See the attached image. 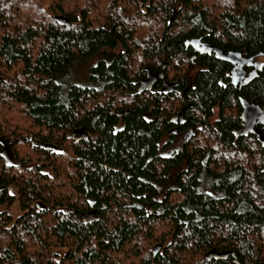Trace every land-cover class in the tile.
<instances>
[{
    "label": "trees",
    "instance_id": "trees-1",
    "mask_svg": "<svg viewBox=\"0 0 264 264\" xmlns=\"http://www.w3.org/2000/svg\"><path fill=\"white\" fill-rule=\"evenodd\" d=\"M193 37L256 76L237 88ZM240 96L264 116V0H0V205L21 209L0 264H264V123L239 130Z\"/></svg>",
    "mask_w": 264,
    "mask_h": 264
},
{
    "label": "flooded vegetation",
    "instance_id": "flooded-vegetation-1",
    "mask_svg": "<svg viewBox=\"0 0 264 264\" xmlns=\"http://www.w3.org/2000/svg\"><path fill=\"white\" fill-rule=\"evenodd\" d=\"M229 61H231L233 64V67L231 69L232 75L230 76L237 88L240 87L242 84H245L246 82L251 81L256 76V69L260 65L257 59H254L252 57H249V58H245L243 56L234 57L232 59H229ZM152 75L153 74L148 73V77L142 80V87H151V85L153 84V81L156 79V77L149 78ZM250 76L252 77L251 79L249 78ZM166 86L169 87V85H166ZM242 115H243L242 116L243 117L242 127H240L239 130H244V131L254 130L255 131L258 123H264V116L262 115L261 109L259 111L255 110L252 113V115L248 114L243 109ZM217 116H218V110L217 108H214L213 113H212V119H211L212 122H215V120L217 119ZM178 119L180 118L177 117V120ZM178 122H181V120H178ZM173 132L176 133V136L175 138L171 140L170 145L173 144L175 140H178V138L184 139V137L187 134V132L185 131L178 130V127ZM169 146L167 148L160 149L159 151H161L162 154L169 155L173 151L178 152L180 150V148H170ZM3 153L8 158L11 157L12 155L9 149L3 150ZM183 164L184 163L180 164V167L181 166L183 167Z\"/></svg>",
    "mask_w": 264,
    "mask_h": 264
},
{
    "label": "rangeland",
    "instance_id": "rangeland-1",
    "mask_svg": "<svg viewBox=\"0 0 264 264\" xmlns=\"http://www.w3.org/2000/svg\"><path fill=\"white\" fill-rule=\"evenodd\" d=\"M116 51V49H115ZM99 56H94L88 61H77L74 63L72 67L69 68L65 76L63 77V82L65 86L70 83H80V84H85L89 81L90 79V71H91V65L95 62ZM259 60L262 59V57L258 58ZM181 141H183V138H178V140H175L173 144H171L169 147L170 148H179L181 145ZM185 166V163L183 164ZM12 192H16V188L10 186L9 187ZM0 209H6L13 217H16L21 213L20 205L17 200H15L12 204H2L0 205ZM169 238V235L166 237V239ZM62 250H60V253H62Z\"/></svg>",
    "mask_w": 264,
    "mask_h": 264
},
{
    "label": "water",
    "instance_id": "water-1",
    "mask_svg": "<svg viewBox=\"0 0 264 264\" xmlns=\"http://www.w3.org/2000/svg\"><path fill=\"white\" fill-rule=\"evenodd\" d=\"M58 19H61V20H66L65 18L63 17H59L58 16ZM189 44H191L192 46H194L196 49L200 48L202 50H206V51H209L211 49H213L215 51V53L217 55H219L220 57L224 58V59H232L234 57H240L241 55L237 52H232V51H228L227 53H222L220 49H218L217 47L209 44L208 42L204 41V40H201L199 38H191V39H187L186 40ZM159 75H162V71L156 73V74H153L151 77L149 78H152V77H157ZM250 79L252 78L251 76L249 77ZM240 101H241V104L243 106V109L245 112H247L248 114L252 115V113L256 110V111H259L260 108L257 104L255 103H251L249 102L247 99L243 98L242 96H240ZM84 134H81L77 137V139H80L81 137H83ZM0 142L4 143V148L3 150H8L9 149V146L7 144V142H5L4 139H1L0 138ZM46 147L48 145H45ZM10 150V149H9ZM160 246L161 244L160 243H157L154 247V254L160 249ZM208 255H215V256H218V257H227L228 254H232L233 256H235V253L233 251H230V250H226V251H223V252H216L215 250H209Z\"/></svg>",
    "mask_w": 264,
    "mask_h": 264
}]
</instances>
